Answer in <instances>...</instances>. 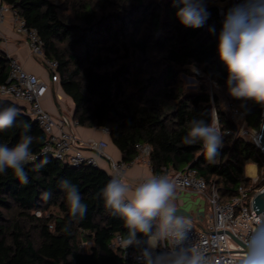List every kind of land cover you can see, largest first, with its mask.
<instances>
[{"label": "trees", "instance_id": "16d2710c", "mask_svg": "<svg viewBox=\"0 0 264 264\" xmlns=\"http://www.w3.org/2000/svg\"><path fill=\"white\" fill-rule=\"evenodd\" d=\"M4 2L38 31L46 56L58 62L59 83L74 103L78 126L107 128L123 161L138 156L137 144H148L154 175L193 166L198 176L217 187L223 202L237 196L241 186L252 187V193L264 188V154L248 137L236 135L228 105L245 111L248 127L256 130L264 107L228 94L227 70L217 53L218 35L233 0H207L209 16L198 29L179 23L173 0ZM218 2L224 3L223 14ZM190 68L204 74L197 78L203 85L195 90L180 79ZM9 73V57L0 49V86ZM9 105L20 114L11 128L0 131V145L14 146L27 126L35 159L25 165L27 184L11 169L0 174V264H129L110 246L117 234L124 238L128 231L104 203L102 189L111 176L98 167H75L42 155L45 132L24 106L0 98V107ZM214 110L223 147L210 163L201 142L185 145L182 139L191 120L214 121ZM45 158L48 162L42 164ZM250 164L258 166L256 183L245 173ZM64 180L77 187L87 205L83 219L70 215L61 188ZM45 192L51 193L50 199L42 197Z\"/></svg>", "mask_w": 264, "mask_h": 264}, {"label": "clouds", "instance_id": "9594fccd", "mask_svg": "<svg viewBox=\"0 0 264 264\" xmlns=\"http://www.w3.org/2000/svg\"><path fill=\"white\" fill-rule=\"evenodd\" d=\"M173 2L178 5L176 18L184 27L198 29L205 25L209 16L207 0ZM217 53L227 70L228 94L264 107V0H242L228 10L218 35ZM19 114L14 105L0 107V131L11 128ZM28 131L25 126V134L14 146L0 145V174L11 169L22 184L29 182L25 165L33 159L34 138ZM182 142H201L207 161L215 162L223 147L218 114L210 122L191 120ZM47 162L45 158L42 164ZM61 188L66 193L70 215L83 219L87 205L77 187L64 180ZM175 192L176 184L167 176L151 175L133 186L119 171L102 189L105 206L123 220L128 230L122 244L125 249L137 250L134 259L138 264H212L190 238L191 221L178 214ZM42 197L50 199L51 193L45 192ZM254 225L236 264H264V212L255 215ZM166 242L171 243L170 249Z\"/></svg>", "mask_w": 264, "mask_h": 264}, {"label": "built area", "instance_id": "2783aa9c", "mask_svg": "<svg viewBox=\"0 0 264 264\" xmlns=\"http://www.w3.org/2000/svg\"><path fill=\"white\" fill-rule=\"evenodd\" d=\"M236 4L242 0H233ZM218 4V3H217ZM220 14H223L224 3L218 4ZM11 18L17 33L26 38L28 47L34 59L43 65L50 74L53 83H59L58 62L49 59L44 52V43L36 29L30 28L26 20L20 17L17 10L11 5L0 0V23ZM10 73L7 83L0 86V98L20 102L25 105V113L30 116L43 129L46 134L42 155L54 158L75 167L93 166L99 167L98 159L109 162L108 174L119 171L126 182L135 186L145 178L132 180L127 175L130 165L141 161L149 165L151 146L148 144H137L138 156L131 162L123 160L116 161L106 152L107 143L104 141H81L76 135L74 127L77 122L65 113L55 117L43 105V100L50 89V84L36 74L28 72L16 58H9ZM195 74L203 77L200 70ZM211 87L217 88V82L209 78ZM230 120L237 126L236 135L246 136L259 148L260 130L251 129L246 122L247 114L233 103L228 105ZM217 119L214 110V120ZM104 133L110 134L107 128H100ZM231 131H227L230 134ZM35 157L33 156V161ZM151 167V166H150ZM152 169V168H151ZM167 176L176 184L175 193L193 192L206 201L209 210L203 217L204 224L198 227L191 223L190 238L200 247L212 264H236L243 253V245L254 225V196L263 192L264 188L252 193L253 188L239 187L238 194L231 201L223 202L220 192L215 185H209L204 178L198 176L197 170L188 166L182 171L173 169L163 170L157 176ZM254 183L259 180L250 177ZM264 179V177H263ZM40 213V212H39ZM41 215V214H40ZM123 237L117 234L110 246L121 252L122 258L129 264H138L134 259L137 250L133 247L125 249L122 244ZM87 243L83 244V250ZM163 246V245H162ZM166 246L172 247L170 242Z\"/></svg>", "mask_w": 264, "mask_h": 264}, {"label": "crops", "instance_id": "0c3cea01", "mask_svg": "<svg viewBox=\"0 0 264 264\" xmlns=\"http://www.w3.org/2000/svg\"><path fill=\"white\" fill-rule=\"evenodd\" d=\"M0 49L9 58H16L20 61L28 72L36 74L50 84V89L43 100V105L50 113H52V115L58 117L61 113H65L73 118L75 109L73 101L64 93L60 83H53L46 68L34 59L28 47L26 38L16 32L11 18H7L4 23H0ZM18 103L25 107L23 103ZM74 131L81 141L106 142L108 145L106 152L112 157V159L116 161L122 160V153L113 144L110 134L104 133L100 128H86L78 125L74 127ZM98 164L101 169L108 173V161L99 158ZM255 167L256 172H258V166L255 165ZM127 175L132 180H139L154 174L149 165L138 161L129 166ZM247 177L250 178L251 176ZM174 202L177 206L178 214L185 216L191 221V223L198 227L203 226V217L209 210L205 200L193 192H185L175 193Z\"/></svg>", "mask_w": 264, "mask_h": 264}, {"label": "water", "instance_id": "95a60500", "mask_svg": "<svg viewBox=\"0 0 264 264\" xmlns=\"http://www.w3.org/2000/svg\"><path fill=\"white\" fill-rule=\"evenodd\" d=\"M258 141H259V149H261V151L264 154V115L260 126V135ZM191 167L193 168V166ZM253 207L255 214L264 212V191L255 194L253 200Z\"/></svg>", "mask_w": 264, "mask_h": 264}, {"label": "rangeland", "instance_id": "374dc122", "mask_svg": "<svg viewBox=\"0 0 264 264\" xmlns=\"http://www.w3.org/2000/svg\"><path fill=\"white\" fill-rule=\"evenodd\" d=\"M155 1L160 2L161 0H155ZM218 4H220V2H218ZM162 14H163V10H162ZM196 70H199V69L190 68L188 73H182L180 75V79H181L182 83L189 90H195V89L199 88L201 85H203L204 81L197 79V78H199V76L197 77V75L195 74ZM218 91H220V90H218ZM245 173H246V170H245ZM36 214L38 216H40L41 213L37 212Z\"/></svg>", "mask_w": 264, "mask_h": 264}, {"label": "bare ground", "instance_id": "6f19581e", "mask_svg": "<svg viewBox=\"0 0 264 264\" xmlns=\"http://www.w3.org/2000/svg\"><path fill=\"white\" fill-rule=\"evenodd\" d=\"M255 165H249L246 167L247 176L256 177Z\"/></svg>", "mask_w": 264, "mask_h": 264}]
</instances>
